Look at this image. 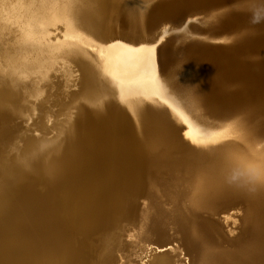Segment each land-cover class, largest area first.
Returning a JSON list of instances; mask_svg holds the SVG:
<instances>
[{"label":"bare ground","instance_id":"bare-ground-1","mask_svg":"<svg viewBox=\"0 0 264 264\" xmlns=\"http://www.w3.org/2000/svg\"><path fill=\"white\" fill-rule=\"evenodd\" d=\"M48 1L51 0H0V210L14 224L6 223L4 218L5 222L0 220V264H74L78 261L80 251L73 245L68 226L60 227L53 218V212L64 208L58 202V196H52L57 188L67 191L75 214L74 225L83 233L89 217H103L115 208L120 209L121 204L125 206L131 188L122 185L119 188L112 179L144 170V166L140 169L128 161L151 159L167 141L170 132L164 127H155L154 117H147L149 120L146 121L140 114L144 121L140 124L146 126H139V133L133 130L116 133L114 116L104 108V100L110 99L127 106L142 105L145 101L166 106L173 120L184 128V137L200 146L230 137L236 140L217 152L198 157L195 168L177 175L171 193L176 200L183 199L192 208L204 211L214 210L217 200L225 194H242L248 209L237 255L218 247L210 237L213 227L208 233L197 228L198 254L187 256L184 264H264V143L260 142L264 130V105H246L241 109L243 118L205 123L193 116L197 111L192 113L185 107L194 108L199 96L187 79L177 76V73L185 72L179 61L162 71L156 62V45L102 44L97 39L101 29L111 25L114 19L122 16L135 19L134 10L125 4L126 0L98 3L100 6L96 11L102 10V16L100 10L94 13L86 2L82 4L85 6H75L74 1L68 0L69 10L57 11V15L64 16L63 12H66L67 17L54 24L51 31L35 29L39 33L35 34L26 28L34 25L24 21L32 20L36 13L34 4L38 5L37 13L41 14L42 6ZM96 16L100 18L95 20ZM47 17L53 19L48 13L36 25L51 22L52 19ZM59 38L72 42L75 55L40 56L32 60H26L30 57H26L27 54L18 56L20 48L27 47L28 42L37 51L36 44L42 48L39 42L46 43L45 47ZM90 44L96 47L94 51L88 49ZM82 102H90L93 110L90 114L83 113L81 118L79 104ZM54 131L57 134L51 139L61 132L66 133L69 139L82 138L93 150L81 153L77 152V147L76 151L70 152L61 149L66 153L45 158L43 163L38 161L39 149L36 150L35 143L23 151L30 139ZM117 135L121 139H117ZM43 144L46 146L45 142ZM117 158L126 161L120 166L129 163L132 169L118 170L121 174L88 172L94 163H106L109 159L117 162ZM26 171L39 172L49 181V187H45L49 193L36 195L24 188L7 193L12 187L10 184L22 178ZM103 176V182L98 181ZM119 194L122 201L117 198ZM49 208L53 212L47 215ZM147 214L143 213V216ZM229 220L237 222L232 216ZM49 228L54 230L49 232ZM144 229L143 223L139 229L134 228L130 235L133 243L146 241L141 235ZM116 245L111 239V244L103 247V257H100L104 264H110V252ZM118 246L121 248L122 245ZM42 251H48V255L40 257ZM178 251L173 249L169 254L156 257L152 248L143 245L138 254L140 261L135 264H179L175 259Z\"/></svg>","mask_w":264,"mask_h":264},{"label":"water","instance_id":"water-1","mask_svg":"<svg viewBox=\"0 0 264 264\" xmlns=\"http://www.w3.org/2000/svg\"><path fill=\"white\" fill-rule=\"evenodd\" d=\"M125 4L134 10L135 19L126 16L114 19L111 25L101 29L97 39L102 44L156 45V62L162 71L179 61L185 72L177 76L187 79L199 96L194 108L185 105L188 111L198 112L193 113L194 117L205 123H220L243 118L241 109L250 103L264 105V0H126ZM104 102L105 110L114 116L116 133L132 130L139 133L137 128L146 126L140 124H144L140 118L146 117L148 121L147 117H154L155 127L168 129L170 135L154 158L128 161L140 169L144 166V170L112 179L119 188L121 185L131 188L124 210L115 208L106 216L89 217L85 221L86 249L74 264H97L104 242L110 239L117 243L110 252V264L139 262L143 245L152 248L156 257L177 249L186 259L198 254L197 228L207 232L212 227L210 237L218 247L235 254L242 243L248 209L242 194H225L217 200L214 210L204 211L192 208L183 199L176 200L171 190L177 175L195 168L198 157L217 152L236 140L230 137L200 146L184 137V128L173 120L166 106L151 101L131 106L114 99ZM79 108L81 118L83 113L90 114L93 110L90 102L80 103ZM17 123L22 126L20 121ZM260 142L264 143V130ZM117 159V162L109 159L106 163H94L88 172L100 175L103 171L119 173L123 168L132 169L129 163L120 166L126 161ZM103 179L104 176L99 177L98 181ZM63 191L57 188L52 196ZM143 213L148 214L145 217ZM228 216L237 222L226 221ZM142 223L145 229L141 235L146 241L133 243L130 235ZM39 255L46 257L48 251Z\"/></svg>","mask_w":264,"mask_h":264},{"label":"rangeland","instance_id":"rangeland-1","mask_svg":"<svg viewBox=\"0 0 264 264\" xmlns=\"http://www.w3.org/2000/svg\"><path fill=\"white\" fill-rule=\"evenodd\" d=\"M71 1H74L75 2L74 3L75 6L80 5V4L82 5L83 2H86L87 3L86 5H91V7L93 8L92 11L94 13H96V12H98L100 10L99 9L98 11H96L99 8V6H100L98 3L105 4V3H103V1H105V0H102V1L101 0H88V1L87 0H81V2H80V0H70V2ZM68 2H69L68 0H51V1H48V3H46V5H43L42 6L44 12L42 11L41 14H38L37 13L38 5L37 4H34L33 9H34V11H36V13L33 14L31 21H30V19H27V20L24 21V23L27 24L29 22L31 25H34L35 27L33 26V28H28V27H26V28L27 29H31V32H33L35 34L38 33L35 29H38V30H50L51 31L52 29H54V24L57 25V22H59V20L61 21V20H63V17H67L66 16V14H67L66 12H63V14H65V16H64L62 14L61 15H57V11L62 10V9H64V11L69 10V4H68ZM96 2H97V4H95ZM82 6H85V5H82ZM100 11H101V16L104 15V12L102 13V10H100ZM48 13L49 14H52L53 19L51 17H47L49 19H52V21L51 22H48L47 21V23L46 22H43V23L41 22V23H39V25H36V24H38L39 21H41L42 18H44L45 16H47ZM99 18H100V16L94 17L95 20L96 19H99ZM53 21H55V22H53ZM45 39L46 38H42V41H46ZM39 43L42 45V48L40 49L38 47V45L36 43H34V44H36L35 49H38L37 51H34L33 48L30 46L31 42H28L27 45H26L27 47H24L23 46L22 48H20L19 53H18V56H21L22 54H24V55L27 54L26 57L27 56L28 57L30 56V57L27 58V59L26 58H24V59H26V60H28V59L29 60H32V59L37 58V57H40V56H44V57L52 56L53 58H59V56H61L60 54H65V55H68V56L75 55V53L73 52V48H72V42L70 40L66 39V38L63 39V40H62V38H59V40L56 41V42H54V44H49V45H47L45 47H44V45L46 43H42V42H39ZM34 44H32V46ZM88 49L94 51L96 49V47L90 44V45H88ZM21 58L22 57H20V59ZM13 77L16 78V75H13ZM145 102H147V101H145ZM57 130L58 129H56L55 131H57ZM65 130H66V127L64 128L63 131L65 132ZM12 131H14V133L16 132V130H12ZM55 131L54 132H51L49 134H44L42 136L34 137V138L30 139L25 144V146L23 148V151L25 149H27L28 146L30 147L33 143H35L33 145H35L36 150L39 149V151H37V153H38V155H37L38 161L40 163H43L44 162L43 160H45V158L48 159L50 157H53L55 155H58L59 153L60 154L66 153L64 151H62L63 152L62 153L61 152V149H64L65 151L67 150V152L76 151L77 150V152L78 151L79 152L81 151V153H84L85 151H89L90 152V151L93 150V147L90 144L88 145L87 143H85V141H83L82 138H79L80 140L79 139L78 140L69 139L66 133H62L61 132L57 137L51 139L52 136H55L57 134V132H55ZM74 140L76 142H74ZM44 142H45V145L46 146H44V144H43ZM74 143H76V144H74ZM261 143H263V142H261ZM42 144H43V149L42 150H44V151L40 150L42 148L41 147ZM73 146H74V148H73ZM44 147H46V149H44ZM76 147H77V149H76ZM40 151L42 152V154H41ZM39 152H40L41 156H40ZM85 153H87V152H85ZM15 155H17V154H15ZM38 161H37V163H38L37 165L40 166V164H39ZM34 172L35 171H30L29 173L27 171L24 172L22 174V176H21L22 178H19L17 181L15 180V181H13L10 184V186H12V187H11V189L8 190L7 193H10L11 194V191L14 192V191H16V190H18L20 188H24L27 192H33L36 195L38 194V195H42L43 196L45 194H48L49 193V189L48 188H45V187H49L48 186L49 185V181L44 180L43 177H42V175L39 172H35V174H34ZM23 175H25V176H23ZM27 178H29V179H27ZM45 181H47L48 184ZM117 198H118V200L120 199V194L118 195ZM57 199H58V202L61 204V206L64 207L63 210L62 211L58 210L55 213V212L52 211L51 208H49L47 210L46 214L48 215V214H50V213L53 212V218L58 222V225L60 224L59 225L60 227L61 226L62 227H64V226L67 227L68 226V229L70 231L69 233H71V236H72L73 245L75 246V248H77L80 251V254H82L83 250L86 249L85 243L83 241V235H84V233L81 232V231H79V230H77L76 226L74 225L75 224V221H74L75 214H74V210H73L72 204L68 200V193H67V191L64 190L61 194H58ZM120 200L122 201V199H120ZM119 203H120V201H119ZM123 207H124V204H121L119 210L121 211L123 209ZM1 211L2 210H0V216H2V218L0 217V220L2 219V221H4L3 220V218H4L6 220V223L10 222V221H8L10 219L5 218L6 215H4V213L1 212ZM229 218H230V216L229 217H226V221H230ZM47 221H48V218H47ZM8 224H11L12 226L14 225L12 222H10ZM50 227H51V224H50ZM49 229H50L49 232L51 230H54L52 228H49ZM104 244H106L104 246V248L105 247H108L111 244V239L110 240H106L104 242ZM104 248L102 249V251L100 253V256L101 257H103V252H104L103 250H104ZM178 254L179 255H177V253H176V257H175L176 261L178 260V263L179 264H184L185 258H184L183 252L182 251H178ZM102 259L103 258H101L100 261H99V263H97V264H104V260H102ZM101 261H102V263H101Z\"/></svg>","mask_w":264,"mask_h":264},{"label":"snow or ice","instance_id":"snow-or-ice-1","mask_svg":"<svg viewBox=\"0 0 264 264\" xmlns=\"http://www.w3.org/2000/svg\"><path fill=\"white\" fill-rule=\"evenodd\" d=\"M159 251H164V249H159Z\"/></svg>","mask_w":264,"mask_h":264}]
</instances>
